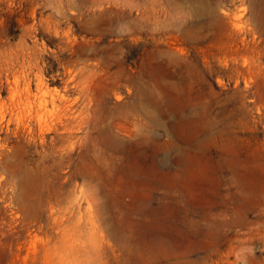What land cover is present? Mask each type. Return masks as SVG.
<instances>
[{
    "label": "rangeland",
    "instance_id": "rangeland-1",
    "mask_svg": "<svg viewBox=\"0 0 264 264\" xmlns=\"http://www.w3.org/2000/svg\"><path fill=\"white\" fill-rule=\"evenodd\" d=\"M0 264H264V0H0Z\"/></svg>",
    "mask_w": 264,
    "mask_h": 264
}]
</instances>
